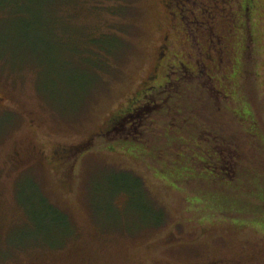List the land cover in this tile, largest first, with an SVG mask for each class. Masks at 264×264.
I'll return each mask as SVG.
<instances>
[{
	"label": "rangeland",
	"instance_id": "obj_1",
	"mask_svg": "<svg viewBox=\"0 0 264 264\" xmlns=\"http://www.w3.org/2000/svg\"><path fill=\"white\" fill-rule=\"evenodd\" d=\"M29 1L0 0V264H264V208L261 226L236 216L254 205L243 199L249 165L264 177V0H134L129 57L82 104L61 86L73 80L71 69L53 70L78 39L63 31L85 34L98 13L87 0ZM165 35L168 55L196 64L201 81L152 92L158 103L174 98L164 112L147 106L133 115L143 121L139 138L99 136L146 92ZM156 75L162 84L163 71ZM218 92L226 113L215 119ZM217 134L225 152L239 153L244 184L230 192ZM82 145L71 160L49 162L53 150ZM135 177L149 197L122 191ZM50 204L68 222L58 223Z\"/></svg>",
	"mask_w": 264,
	"mask_h": 264
},
{
	"label": "trees",
	"instance_id": "obj_2",
	"mask_svg": "<svg viewBox=\"0 0 264 264\" xmlns=\"http://www.w3.org/2000/svg\"><path fill=\"white\" fill-rule=\"evenodd\" d=\"M30 1L29 3H31ZM65 1L69 2V0ZM88 1L89 3L92 2L89 6V10L98 13L95 16L99 18V22L95 25L86 24L85 29L87 30V32L85 34H83L85 30L83 31V33H75L71 32L70 30L63 31V35L66 39L68 38V40L73 41L74 36L78 37V39L76 40L75 45L72 46L71 44L69 47H67L66 55H61L60 61L55 63V70H53V74H60V72L66 68L71 69L73 80H71V77H69L61 86H63L65 89L71 88L73 90L74 97L77 99V103L81 104L84 103L85 96L89 95L94 90L104 87L106 84H108V81L112 77L116 76L119 73L120 67L127 61L129 57V53L132 48V38L136 33V25L134 21L137 18V6H135L134 0H87V3ZM16 5L19 6V9H21V4L19 2H15V6ZM25 6L26 5H24V7ZM82 27H84V25ZM45 29H47V27H45ZM79 76L88 78L89 82L87 83V86L89 85V88L82 87V79L81 77L79 78ZM146 82L147 81L144 82L145 86H147ZM185 88L187 90H191L190 87L185 86ZM141 93L142 92L139 93V96L137 95L136 97L130 99L127 107L124 110V113L123 111H121L111 119L110 125L118 126L119 123H122L119 126L120 131H118V133H115L116 137L121 133H123L124 139L134 140L142 136V129L140 126L143 121L141 122L140 119L139 121H136L134 123V119L132 118L135 114H131L132 107L136 103H140L143 98L146 99V92L143 93V95ZM175 94H177L178 97L180 95V93ZM205 94H208V92H206ZM204 97L205 96H201L200 98L204 100V102L209 103V97ZM220 97L221 95L218 92L217 100H211L217 106V109L213 111V113L215 114V119L217 118V112L218 114H221L219 109L222 108L223 112L226 113L224 99H221L222 97ZM173 98L174 96L172 97V99ZM189 101L193 100L189 99ZM145 109L139 111L145 112ZM170 109L171 108L169 107L168 110ZM192 111L193 110L190 109L188 113L192 114ZM141 112H138L137 115ZM158 112H162V110ZM194 116L195 115L191 117L193 118ZM220 116L222 115H218V117ZM123 119H126V123L125 120L123 121ZM129 122H131V124L127 126L126 124H128ZM216 136H219V134H217ZM225 146L226 142L222 143V147L225 148ZM225 159L226 158L224 157L223 160L225 161ZM250 167H252L251 172L249 171L246 174V177L250 181V190L248 193V197H244L243 199H246V201H252L253 198L254 205L250 206L249 204H247V206H249V211H245V214H236V216L248 218L249 221L258 226H261L259 224L263 219V217L261 216H263L264 208V177L263 179L260 178V174L256 169H254V165L251 164L249 165V169ZM134 179L135 181L130 185L124 183L125 188L123 189L125 190L122 189V191H128L134 197H149L145 192L141 178L135 177ZM260 183H262V186H259ZM224 187V191L228 190L230 192L231 188L229 186L225 185ZM236 195L241 196L237 192ZM43 199L45 200V202H47V198L43 196ZM49 209L55 215H57V217H59L58 220L60 222L57 221L58 223L68 222V217L62 211L56 209L54 205L50 204ZM157 211L160 215H162L163 220L164 216L162 214V211H159L158 209ZM162 223L163 221L161 222V224ZM147 227L148 226L144 228Z\"/></svg>",
	"mask_w": 264,
	"mask_h": 264
},
{
	"label": "flooded vegetation",
	"instance_id": "obj_3",
	"mask_svg": "<svg viewBox=\"0 0 264 264\" xmlns=\"http://www.w3.org/2000/svg\"><path fill=\"white\" fill-rule=\"evenodd\" d=\"M168 36L165 35L163 36L161 43L158 45L157 47V54H156V59H155V63L153 64V72H151L148 76H147V87H146V99L143 98V100L140 103H136L132 109H131V114H137L139 112V110H143L145 109L147 106H149L150 109H155V110H162V112L165 111V107L166 105L164 104L165 101L167 99H171L170 97L173 96H166L164 95V99L158 103L156 96L152 95L151 93L154 92L156 95L160 94H164V93H168V90H172L176 87V85H180L183 84L184 82H195L196 79L201 81V76L199 74V68L196 64L195 65L196 69H193L191 66L189 67L186 63L180 61V59H178L177 56H175L173 53H171V55H168V52L170 50V45L168 44ZM218 42H221V39L218 40ZM221 51L223 53V49L221 47ZM221 61H222V57H221ZM205 68L207 69V66H205ZM162 70L164 73V78L162 79L163 83L162 84H157V78L158 76H155V73L159 75V71ZM206 77L208 78V83H210L209 81H212L213 77L208 73L205 72ZM160 77V76H159ZM187 86V85H186ZM217 91V89H215ZM151 94V95H150ZM169 94V93H168ZM144 97V96H143ZM4 102V99L1 97L0 94V105L1 103ZM141 112V111H140ZM144 113V112H141ZM130 115V114H129ZM128 115V116H129ZM127 119V117H126ZM126 119H123V121L125 120L126 123ZM122 122V121H121ZM122 123H119V125H109V127L105 130V132H103L101 135L99 136H104V137H115V133H118V131H120V125ZM124 127V125H123ZM116 138V137H115ZM219 139L217 142H215V151H216V158L223 164L230 166L228 168V171L226 173H224V179H222V182L227 185L232 187L233 184H243L244 180L241 177V174L237 172V170L235 169V164H238L237 159L235 158L237 156L238 151L236 149H233V147H231V152L227 153L224 150V147H222V143H224V140L222 137H218ZM226 142V141H225ZM84 146H79L77 148H65V149H60L58 151L57 150H53L52 151V160H49L50 163L55 162V164L58 166L59 162H61L62 159L64 158H68L71 160V158L76 154V153H81V151H79L81 148L84 150L85 148H83ZM236 150V151H233ZM228 154H230L232 156L231 160L229 159ZM226 156H228L227 160H223V158ZM58 162V163H56ZM66 169L68 170V166H65ZM232 167V168H231ZM65 169V171H66ZM237 174L238 177H235V175ZM240 176V178H239ZM244 176V175H243ZM226 178V179H225ZM8 264H39L36 260L33 261H26V262H18V263H14V262H9ZM209 264H225L223 262H213V263H209Z\"/></svg>",
	"mask_w": 264,
	"mask_h": 264
}]
</instances>
